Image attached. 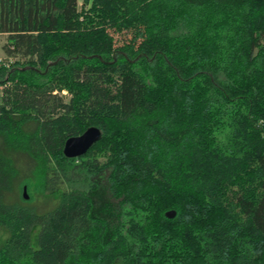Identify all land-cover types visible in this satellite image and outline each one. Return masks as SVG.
<instances>
[{
	"label": "trees",
	"instance_id": "16d2710c",
	"mask_svg": "<svg viewBox=\"0 0 264 264\" xmlns=\"http://www.w3.org/2000/svg\"><path fill=\"white\" fill-rule=\"evenodd\" d=\"M0 36V264H264V0H0Z\"/></svg>",
	"mask_w": 264,
	"mask_h": 264
},
{
	"label": "rangeland",
	"instance_id": "374dc122",
	"mask_svg": "<svg viewBox=\"0 0 264 264\" xmlns=\"http://www.w3.org/2000/svg\"><path fill=\"white\" fill-rule=\"evenodd\" d=\"M78 3L79 5L82 4V0H78ZM4 42V38L3 36H0V45ZM264 42V41H263ZM2 57V52L0 50V59ZM62 94H64L66 97L65 99H67V92L66 90H63L62 91ZM13 157H14V160H15V163L17 165V167L19 168V175H18V178H17V183L19 182V184L24 180V178L28 175H31L30 174V169H31V162L30 160L24 156V155H19V154H13ZM50 175H52V171H50ZM106 176H107V172L104 171L101 175H98L96 176V174H91V173H86L85 171L83 172V174L81 175H75L74 178L75 180L79 179L80 180V184L83 185V188L84 189H87L89 187V185L95 183V181L98 182L100 188L102 189V194H103V197H107L108 196V193H107V179H106ZM27 185L28 184H23L22 188H21V194L23 195V191H24V187H25V193L27 195V199H29V196H31L32 198H34V201L32 202V205H35L37 206V208L39 210H43V209H46V208H49L50 206V198H45L42 194H40L38 191H34V190H31V188H27ZM56 187H59V188H66L67 186V183H60L59 180H56V183H55ZM66 185V186H65ZM17 194H18V191L16 190ZM48 193V192H46ZM13 195H15V192L13 193ZM50 195V194H49ZM38 229L39 227L36 226L33 231H32V240L33 242L36 241V236H37V232H38Z\"/></svg>",
	"mask_w": 264,
	"mask_h": 264
},
{
	"label": "water",
	"instance_id": "95a60500",
	"mask_svg": "<svg viewBox=\"0 0 264 264\" xmlns=\"http://www.w3.org/2000/svg\"><path fill=\"white\" fill-rule=\"evenodd\" d=\"M101 138V131L96 126L87 127L81 134L69 137L65 140L62 152L67 158H76L84 155L89 148L93 146ZM23 197L27 199L25 187ZM175 215L174 210H169L165 213L167 218H173Z\"/></svg>",
	"mask_w": 264,
	"mask_h": 264
}]
</instances>
